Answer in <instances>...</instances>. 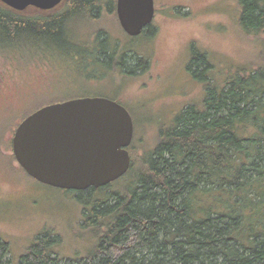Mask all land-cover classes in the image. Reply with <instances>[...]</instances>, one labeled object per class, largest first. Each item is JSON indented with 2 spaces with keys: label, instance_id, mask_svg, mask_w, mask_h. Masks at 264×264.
<instances>
[{
  "label": "trees",
  "instance_id": "trees-1",
  "mask_svg": "<svg viewBox=\"0 0 264 264\" xmlns=\"http://www.w3.org/2000/svg\"><path fill=\"white\" fill-rule=\"evenodd\" d=\"M236 2L243 33L262 37L263 63L234 70L220 85L206 55L192 47L187 71L202 84L205 97L159 132L141 170L130 167L124 175L133 179L124 192L103 190L102 201L83 203L81 228H91L97 241L91 252L60 257L59 238L44 232L17 264H264V0ZM115 3L64 0L50 12L21 13L0 4V50L8 45L64 51L76 17L94 21L103 12L116 17ZM152 33L149 25L129 38L150 39ZM95 40L96 63L126 76L146 69L147 60L130 48L108 47L102 31ZM7 252V244L0 243V264Z\"/></svg>",
  "mask_w": 264,
  "mask_h": 264
},
{
  "label": "rangeland",
  "instance_id": "rangeland-1",
  "mask_svg": "<svg viewBox=\"0 0 264 264\" xmlns=\"http://www.w3.org/2000/svg\"><path fill=\"white\" fill-rule=\"evenodd\" d=\"M154 9L150 39L132 41L117 17L103 12L94 21L75 18L74 38L63 47L65 52L8 45L0 50V243L7 244L9 251L2 264L9 260L17 264L44 232L59 238L55 249L60 257H85L97 241L91 228H81L86 214L83 203L102 201L103 190L122 193L133 180L123 176L112 187L81 192L37 182L11 160L12 132L22 117L75 98L115 101L131 116L130 167L140 171L142 160L157 146L159 132L205 97L202 84L187 71L192 47L206 55L211 76L220 85L234 70L250 71L263 63L259 55L262 37L243 33L236 0H154ZM100 31L107 34L108 47L130 48L146 59V69L126 76L96 63L95 39Z\"/></svg>",
  "mask_w": 264,
  "mask_h": 264
},
{
  "label": "water",
  "instance_id": "water-1",
  "mask_svg": "<svg viewBox=\"0 0 264 264\" xmlns=\"http://www.w3.org/2000/svg\"><path fill=\"white\" fill-rule=\"evenodd\" d=\"M64 0H0L21 13L50 12ZM115 13L125 35L138 37L151 25L154 0H116ZM133 122L119 103L86 97L39 108L16 127L11 150L19 167L37 182L54 188L85 191L105 187L130 168L127 151Z\"/></svg>",
  "mask_w": 264,
  "mask_h": 264
},
{
  "label": "flooded vegetation",
  "instance_id": "flooded-vegetation-1",
  "mask_svg": "<svg viewBox=\"0 0 264 264\" xmlns=\"http://www.w3.org/2000/svg\"><path fill=\"white\" fill-rule=\"evenodd\" d=\"M132 140H133V139H132ZM10 144H11V143H10ZM131 144H132V142H131ZM131 144H130V146H131ZM130 146H129V147H130ZM129 147H128V149H129ZM128 149H127V150H128ZM128 152H129V151H128ZM24 173H25V172H24ZM26 175H27V174H26ZM65 191H70V190H65ZM85 191H86V190H85ZM76 192H77V191H76Z\"/></svg>",
  "mask_w": 264,
  "mask_h": 264
}]
</instances>
